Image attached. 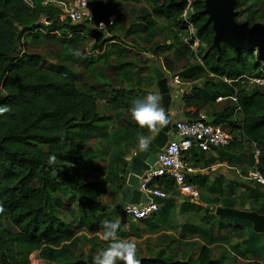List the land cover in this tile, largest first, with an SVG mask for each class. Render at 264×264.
Masks as SVG:
<instances>
[{"label": "trees", "instance_id": "1", "mask_svg": "<svg viewBox=\"0 0 264 264\" xmlns=\"http://www.w3.org/2000/svg\"><path fill=\"white\" fill-rule=\"evenodd\" d=\"M30 1L31 5L24 0H0V106L10 109L0 115V205L4 208L0 212V264H31L30 256L34 252L45 264H93L91 255L82 258L75 252L84 238L83 233H79L84 225L88 226L103 214L104 192L110 195V203L118 200L127 173L126 157L138 149V137H146L151 132L139 128L129 118L132 105L142 99L135 89L124 83L128 71L122 68L125 66L123 62L119 63L121 70L115 72L114 84L93 75L97 83L78 85L76 78L65 73L63 65L47 63L38 53L20 50L27 35L34 38L63 29L64 36L72 32L71 37H59L64 40L73 41L86 36L83 33L88 24L60 20L61 9L55 3ZM89 1L91 3L92 0ZM236 1L237 19L243 11L237 9L241 1ZM151 7L154 15L172 20L179 30L186 29L181 15L188 8L187 18L199 39L198 63L190 62L195 55L188 44L183 43L175 51L179 53L175 56L178 62L175 67L180 77L198 81L192 95L181 97L184 108L193 109L186 111L185 117L196 118L217 95L235 94L237 102H225L214 114L215 123L226 122L230 131H237L241 140L259 145L256 166L264 175V87L247 90L239 83L230 86L220 79H236L242 74L259 75L264 71L263 63L254 51L234 49L226 43H221L220 49L212 46L214 32L203 12L204 0H190V4L188 0H151ZM251 8L249 5L247 13L256 16V11ZM93 16L95 18L94 13ZM169 47L166 44L164 49ZM156 49L152 54H157ZM114 52L109 50L107 55ZM172 62L164 58L169 71L174 70ZM99 100L110 105L113 113L101 114ZM237 105L240 117L232 120ZM91 138L103 140L104 148H83L82 145ZM235 140L236 137L231 144ZM105 154H110V163L93 162L94 157L103 160ZM225 155L224 152L219 153L217 159L224 160ZM50 156L56 157L54 164L48 163ZM61 165L97 173L100 177L70 183L66 177H58ZM150 185L162 188L169 196L178 195L173 180L167 175L155 177ZM261 188H248L249 210L264 214V189ZM58 194H69L68 200L75 199L78 205L84 206L87 215L78 218L77 224L61 218ZM223 206H236L235 199L224 202ZM113 208L119 211L118 204ZM158 213L159 210L148 220H141H147L148 225H157ZM118 216L121 225L118 234H121L127 230L123 229L121 213ZM220 217L249 225L247 233L251 228L248 220ZM97 227L95 224L94 228ZM259 235L246 237V241H254ZM96 240V237L90 239L92 247ZM137 258L140 264H216L206 245L200 248L195 259H173L163 250Z\"/></svg>", "mask_w": 264, "mask_h": 264}, {"label": "rangeland", "instance_id": "2", "mask_svg": "<svg viewBox=\"0 0 264 264\" xmlns=\"http://www.w3.org/2000/svg\"><path fill=\"white\" fill-rule=\"evenodd\" d=\"M240 1L241 4L237 9L243 12L237 17L238 21L264 22V0ZM91 3L95 20L109 21L114 19L113 26L107 32L96 31L92 23L86 26L83 33V35H86L84 38L78 37L73 41L61 39L53 33L51 35L41 34L34 36V38L33 35H27L21 42L20 50L38 53L47 63L63 65L65 73L76 78L78 85L84 82L97 83L93 75L98 76L101 81L109 80L114 84L116 68L120 62H123L124 68L134 69L138 67L139 71L146 74V76L140 77L139 73L133 74L134 72H130L125 84H142L143 81H147L149 85H155L156 79L152 74L150 61L144 53H151L154 48H157L156 53L160 54L163 59L166 54L165 45L171 42L173 48L181 47L184 43L183 39L189 37L187 30H179L172 20L154 15L151 12V0H92ZM249 5H252L251 9L256 11V16L247 13L246 9ZM93 30L95 32L92 33ZM111 35L115 37L114 40L107 39ZM112 48L118 49V51L115 50L114 52L117 54L114 59L107 57L108 51ZM119 56H122L120 61ZM191 61L193 60L190 59ZM154 88L156 89V87ZM227 101L230 103V100H224L219 102V104H224ZM99 112L104 115L113 113L110 105H107L104 100H99ZM236 116L239 117L238 113H236ZM241 144L244 147L246 159L242 161L240 168L245 170L252 167L254 149L246 141L242 140ZM82 147L91 150H101L104 148V141L100 138H91ZM103 157V160L94 157L93 162L101 164L111 162L110 154H105ZM59 169L58 177L60 179L66 177L70 183L80 179L96 180L100 177L97 173H86V171L80 169L74 170L72 167L65 165L59 166ZM241 183L245 191L240 194L233 193L236 207L239 209L250 205L251 199L248 196V188L258 187L253 180L249 179H244ZM261 189L263 190V188ZM109 196L105 192L102 194V201L104 202L103 214H96L100 215V218L98 219L97 216L88 226L84 225L83 232L88 236L82 234L84 238L80 240L79 247L75 251L82 258H88L89 255L94 257L101 248L105 247V244L95 235V232H102V228L99 225L104 220L116 221L115 209L109 208ZM68 197L69 194H58L60 199L58 214L64 220L77 224L78 218H84L87 215V211L84 206L78 205L75 199L69 201ZM180 212L182 213L179 214V217L182 218L181 220H178L179 218L175 213H168L166 220L161 221L156 226H148L145 221H130L129 230L120 232L121 234L118 235L123 239L134 240L137 243V257L153 255L156 251L165 247L164 243L168 241L167 247L171 250L168 256L175 258L176 255H174L171 248L178 247L182 242L189 247L187 249H190V247L197 248V241L189 239H192L197 234V229H202L201 226H204V222H207L211 215L207 211L204 217L201 218L199 209L196 214H191L188 217L184 211ZM74 218L76 219L73 220ZM215 219L218 221L217 219H221V217L216 216ZM95 224L98 225L97 228H94ZM149 233H155L156 235L149 239L147 237ZM94 237L97 240L95 246L92 247L90 239ZM30 259L32 264H42V260H38L39 257L36 253L32 254Z\"/></svg>", "mask_w": 264, "mask_h": 264}, {"label": "crops", "instance_id": "3", "mask_svg": "<svg viewBox=\"0 0 264 264\" xmlns=\"http://www.w3.org/2000/svg\"><path fill=\"white\" fill-rule=\"evenodd\" d=\"M188 3L190 4V2ZM92 10H93V7H92ZM103 21L108 23V20H103ZM109 21H112V24L109 25L106 30L104 31H98L96 29L95 30L98 32H107V30L114 24V19H110ZM185 27H186V24H185ZM186 30L188 32L189 37L188 38L185 37L183 39L184 43L188 44L190 51L195 55V59L191 58L193 60L191 61V63H198L199 61L198 54H197L198 50L195 54V51L192 47V43H193L192 36L189 34L187 27H186ZM112 37L115 39V37L112 35L109 38H112ZM114 39H110V40H114ZM177 49L178 47L173 48L171 44L170 47L165 50L166 54L164 55L163 59L158 53L157 55L152 54V52L144 53L146 56H148V60L150 61L152 71H153L152 74L154 73L153 74L154 76H155V72H154V66L152 64V60L156 61L157 67L161 69L165 73L166 76L171 73L178 74V71H177L178 69L177 67H175V65L178 66V62H176V57H175L176 55H179V53L177 54L175 53ZM111 50L118 51V49H114V48H112ZM115 55L117 54L109 53L107 57L108 58L111 57L112 59H114ZM121 57L122 56H119V61L121 60ZM165 57H167L169 61H173L172 63L174 66V70L169 71L165 67L164 65ZM122 68L128 71L127 75H129L130 72H134L133 74L139 73L140 77L146 76L145 73H142L141 71H139L138 67L134 69L129 68V67L127 68L122 67ZM120 70H121L120 66L116 68L117 72H119ZM182 82H183V86L181 88L182 90L179 93H176L172 90L170 91L172 95V102L169 107L170 118L171 117H185L186 111L193 110L191 107L187 109L184 108L181 97L184 94L192 95L193 94L192 89L195 87L196 85L195 83H197L198 81L194 82V81L182 79ZM124 83H127V82L124 81ZM126 85L130 86V88L135 89L136 93L138 94L139 97H141L142 100H144V98L149 93L159 95L156 81H155V85H149V82L147 81H143L142 84L128 83ZM154 87H156V89ZM232 95H235V94H232ZM232 95H229V96H232ZM218 96L220 95H217L214 99L209 101L208 104L204 108H202L199 112V114L203 115L205 118L214 117V122H213L214 124H216L215 123L216 117L214 116V114L219 112L223 105V104H219V102L228 100V99L235 102L234 100L229 98V96H221L223 97V99L217 100ZM237 107L238 105L236 106V109L234 110V114L232 115V120H237L240 117L239 115L240 109L238 110ZM236 113H238L239 117L236 116ZM129 118H131V115L129 116ZM219 124L222 125V128L226 132L230 133L234 137V139L236 137V140H235L236 142L226 147H220L222 150L219 152L214 149L202 151V150L195 148L184 156L185 161L194 164L196 167L201 166L202 168H206L203 171H200V172L198 171L197 173H194L191 175V181L195 183V185L197 186L199 190V193H200L199 197L197 199H190V198L188 199V198L182 197L178 193H177L178 195L176 196H170V197H174L175 200L159 204V208H158L159 213L157 214V218H156V221L158 222L157 225L161 221L166 220L168 213H175V215L179 218L178 220H181L182 218L179 217V214H182V213L180 211H184V213L188 217V216H191V214L192 215L196 214L197 210L199 209L200 210L199 215L201 218H203L205 212L208 211L211 214L209 217V220L207 222H204V226H201L202 229H199V230L197 229V232H196L197 236L195 235L192 239H189V240L197 241V248L190 247V249H187L189 247H187L185 243L182 242L178 245V247L171 248L174 255H176V257L173 259H178V260H186L188 258L195 259L198 256L200 248L203 245H206L210 248L211 256L216 261V264H259V262L264 259V252H263L264 251V232L259 233L260 235L256 240L246 241V237H248V233H249V232L247 233L249 229V225H245V224L243 225L242 223H236V221L231 220V219L221 218V219H217L218 221H216L215 219L216 216H218L214 212L216 206L218 205L223 206L224 202L234 199L233 198L234 194H240L245 191V188L242 186V183H241L242 181H244V179H242L236 174L235 169H237L241 173H245L248 169H250L248 168L245 170H241L240 168V164L242 163L243 157L246 156V154L244 151V147L241 144L242 140L240 139V137H238L239 135L237 134V131H230L226 122L219 123ZM156 133L157 132L155 133L151 132L146 137L149 139ZM255 145L257 147V144ZM222 152L226 153L225 155L226 159L218 160L217 159L218 154ZM133 153L134 152H132L126 157L127 173H128V164H129L128 159L129 157H131ZM253 163H254V160H253ZM124 182H125V179H124ZM258 186H261V185H258ZM261 187L264 189L263 186ZM248 196H249V192H248ZM119 200H120V193H119L118 200L115 203H110L109 208L113 209L114 206H116L117 204L119 205ZM166 203H170V204L162 206L163 204H166ZM234 207L237 208L236 206ZM240 209L249 210V206H245ZM119 213L120 211L116 212V221H119V216H118ZM147 220H145L146 223H147ZM135 221H142V220H135ZM130 223H129V226H130ZM101 225L102 224H100L99 227H101ZM148 226H156V224L148 225ZM251 228H252V223H251ZM81 233L86 234L83 231H81L79 234ZM95 235L99 236L100 233L96 232ZM155 235H156L155 233L154 234L149 233L147 234V237L149 239H152V237ZM167 244H168V241L164 243L165 247H162L160 249L165 252L166 256H168V254L171 252L170 248L167 247ZM148 256H151V255H148Z\"/></svg>", "mask_w": 264, "mask_h": 264}, {"label": "built area", "instance_id": "4", "mask_svg": "<svg viewBox=\"0 0 264 264\" xmlns=\"http://www.w3.org/2000/svg\"><path fill=\"white\" fill-rule=\"evenodd\" d=\"M31 5L30 0H24ZM53 2L60 9V20H69L72 24L84 23L94 24V27L98 31H104L112 21L105 22L103 20H95L92 12V5L89 0H45V2ZM190 2V0H188ZM189 4V3H188ZM188 9V8H187ZM187 10L182 14V19L188 28L189 34L192 36V47L195 54L199 47V39L196 36L195 29L192 23L187 18ZM102 25V27H101ZM56 34L59 37H71L72 32H67L64 36L63 29H56L50 31V34ZM254 54L257 56L256 50ZM214 76L213 74H210ZM170 91L179 93L182 89L183 82L179 74L171 73L166 76ZM220 79L232 86L234 83L247 90L253 87H264V71L259 75L242 74L236 79H228L226 77H220ZM235 92L237 88L234 86ZM232 100L237 102L236 96H229ZM223 97L218 96L217 100H221ZM239 110V106L237 107ZM234 137L226 132L222 125L207 123L205 117L199 114L194 119L187 117H171L170 130L168 131V139L165 145L157 153L158 166H152L146 170L140 177V190L148 196L168 197L169 195L162 189L152 187L151 181L155 177L167 175L173 180L175 190L179 195L184 198L197 199L199 197V190L195 183L191 181V175L198 171H203L206 168L201 166L196 167L194 164L184 160V156L193 149H199L202 151L211 150V145L217 147H226L231 144ZM254 153L253 166L245 173H241L235 169L236 174L242 179L253 180L256 184L264 187V175L257 169V163L260 150L256 147L255 143H251ZM159 208V204L153 201L151 198L149 201L135 204H126L121 213V222L124 230H128L129 221L147 219ZM37 254V252H34ZM32 253V254H34ZM41 261L42 259H38ZM45 264V261H41ZM32 264V262H31ZM264 264V259L259 262Z\"/></svg>", "mask_w": 264, "mask_h": 264}, {"label": "water", "instance_id": "5", "mask_svg": "<svg viewBox=\"0 0 264 264\" xmlns=\"http://www.w3.org/2000/svg\"><path fill=\"white\" fill-rule=\"evenodd\" d=\"M236 0H204L203 12L207 15V21L213 29L212 46L220 49L221 43H226L234 49L257 52V59L264 65V23L238 21L236 19ZM156 77V85L159 95L162 97L161 106L164 108L168 123L148 139V146L140 147L129 157L128 173L124 185L120 190L119 211L128 204H141L150 200L158 204L174 201V197L148 196L140 190L141 175L151 168L158 166L157 153L165 145L170 130L171 118L169 107L172 102V95L169 89L165 73L152 60ZM207 123H213L214 117H206ZM212 149L221 151L220 147L211 145ZM215 214L218 216H230L245 219L252 223L248 237L255 233L264 232V214L254 210L238 209L230 206L218 205L215 207Z\"/></svg>", "mask_w": 264, "mask_h": 264}, {"label": "clouds", "instance_id": "6", "mask_svg": "<svg viewBox=\"0 0 264 264\" xmlns=\"http://www.w3.org/2000/svg\"><path fill=\"white\" fill-rule=\"evenodd\" d=\"M102 27V25H101ZM162 97L158 94L149 93L144 100L136 101L130 108L131 119L141 129L149 132H157L168 123L167 114L161 106ZM7 106H0V115L8 112ZM138 144L141 149L148 146V138L144 135L138 137ZM55 156H50L49 164H54ZM4 208L0 205V212ZM102 232L99 239L104 241L106 247L101 248L93 257V264H140L137 258V243L134 240L123 239L118 233L121 225L119 221L104 220L102 222Z\"/></svg>", "mask_w": 264, "mask_h": 264}]
</instances>
